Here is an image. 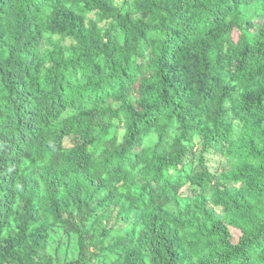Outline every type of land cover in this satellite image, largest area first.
<instances>
[{
    "label": "trees",
    "instance_id": "obj_1",
    "mask_svg": "<svg viewBox=\"0 0 264 264\" xmlns=\"http://www.w3.org/2000/svg\"><path fill=\"white\" fill-rule=\"evenodd\" d=\"M0 264H264V0H0Z\"/></svg>",
    "mask_w": 264,
    "mask_h": 264
},
{
    "label": "rangeland",
    "instance_id": "obj_2",
    "mask_svg": "<svg viewBox=\"0 0 264 264\" xmlns=\"http://www.w3.org/2000/svg\"><path fill=\"white\" fill-rule=\"evenodd\" d=\"M116 4L119 5V6H123L125 5V3L127 2V0H115ZM120 132V131H119ZM121 133V132H120ZM155 142V139L152 138L148 141L149 144L151 143H154ZM183 207V203L182 202H175L171 205V209L174 211V212H178L182 209ZM210 207H212L210 205ZM217 211L218 214H221L220 213V210L219 209H215Z\"/></svg>",
    "mask_w": 264,
    "mask_h": 264
}]
</instances>
